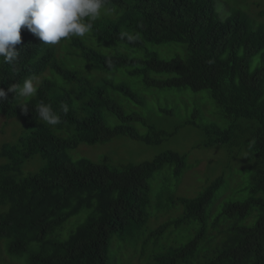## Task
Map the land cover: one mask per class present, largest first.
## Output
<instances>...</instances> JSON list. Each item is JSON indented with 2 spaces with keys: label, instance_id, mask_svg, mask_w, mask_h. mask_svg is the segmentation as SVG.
Wrapping results in <instances>:
<instances>
[{
  "label": "trees",
  "instance_id": "16d2710c",
  "mask_svg": "<svg viewBox=\"0 0 264 264\" xmlns=\"http://www.w3.org/2000/svg\"><path fill=\"white\" fill-rule=\"evenodd\" d=\"M92 23L88 35L93 41L70 38L63 57L68 61L67 54L73 55L70 64L58 57L65 39L44 44L26 28L14 46L17 58L0 62V88L6 92L10 84L22 85L26 78L39 81L35 97L25 101L7 92L0 102V114L19 118L28 131L0 146V240H5L7 255L15 261L13 256H25L27 264H112L108 252L114 236L125 241L153 217L147 206L148 180L165 165L179 175L186 166L184 155L166 151L150 161L114 165L107 157L72 160L68 154L82 142L126 135L151 144L168 134L151 126L149 133H139L132 123L145 124L142 117L111 98L109 89L144 103L124 84L130 76L148 87L208 90L226 125H203L207 138L202 145L243 150L250 172L248 196L226 203L214 217L208 206L222 176L195 198L172 197L173 206L179 204L182 210L162 222L158 234L191 224L193 234L149 264H264V27L255 26L241 10L220 19L214 0H108ZM121 33L138 39L129 42ZM167 42L182 44L184 57L165 59L150 48ZM117 47H127L133 55L111 54L109 49ZM115 73L125 76L123 81L116 82L111 76ZM161 73L172 75L159 78ZM40 102L60 115L59 124L49 125L38 116ZM23 104L27 111L19 106ZM62 105H67V114ZM110 118L116 120L114 125L108 123ZM35 155L44 166L21 175L22 164ZM83 210L84 221L63 238L59 230Z\"/></svg>",
  "mask_w": 264,
  "mask_h": 264
},
{
  "label": "rangeland",
  "instance_id": "374dc122",
  "mask_svg": "<svg viewBox=\"0 0 264 264\" xmlns=\"http://www.w3.org/2000/svg\"><path fill=\"white\" fill-rule=\"evenodd\" d=\"M215 8L220 19H224L234 10L243 11L255 26L264 27V0H214ZM84 40L93 41L86 34ZM70 38L65 39L62 44V53H58L59 59L66 57ZM151 49L165 58L184 57L185 47L177 42L165 44H152ZM112 53L133 55L127 47L109 49ZM143 52L139 51L138 56ZM69 59L66 64H70ZM260 60V54L252 60L255 66ZM73 62V60H72ZM119 73V71H118ZM172 74L161 73L159 78H166ZM113 79L123 81L122 74H111ZM37 80V78H36ZM124 84L137 91L144 99L143 104H137L127 98L121 91L110 90L111 98L122 105L126 112H133L145 121L133 122L132 124L141 134L150 132L149 127L154 130H162L166 135L159 143L147 144L138 139L126 135H117L104 142L93 144L79 143L76 148L69 150L68 154L72 160L86 157L92 161H99L107 157L114 165L123 162L140 163L150 161L158 154L166 151L178 152L185 156V168L179 175L173 174L172 166L165 165L156 170L149 178L150 186L148 212L154 213L140 228L134 231L132 237L127 236L123 241L117 235L114 236L109 248L108 256L112 264H149L155 255L164 252L169 246L186 242L193 234L191 225L174 228L168 227L164 232L158 234V227L182 210L180 205L173 206L171 198L185 197L195 198L202 193L212 181L222 176L223 182L214 194L208 206L210 215L214 217L223 206L231 201H243L249 194L247 183L250 172L246 169L243 150H229L222 144L213 146L202 145L207 135L202 130L203 125L216 124L225 126L219 107L210 97L208 90L204 89L193 92L190 88H155L145 86L136 77H125ZM110 125H114V118L108 119ZM187 121H194L192 124ZM56 130V129H55ZM57 132V130H56ZM66 132H69L66 128ZM28 131L23 127L19 118H7L0 114V146L4 142H15L18 138L26 136ZM67 136V135H64ZM4 162L0 158V163ZM45 161L39 156L26 160L21 167V175H27L39 171ZM87 210H83L70 217L59 230L62 237L66 238L73 229L84 221ZM249 219V218H248ZM247 219V220H248ZM247 220L243 223L248 224ZM253 222V220H252ZM250 222L249 224H251ZM248 224V225H249ZM140 229V230H139ZM5 240H0V264H27L26 257H15L11 259L5 250ZM36 244L33 243L32 246ZM116 258V259H115ZM115 261L117 263H115Z\"/></svg>",
  "mask_w": 264,
  "mask_h": 264
},
{
  "label": "clouds",
  "instance_id": "9594fccd",
  "mask_svg": "<svg viewBox=\"0 0 264 264\" xmlns=\"http://www.w3.org/2000/svg\"><path fill=\"white\" fill-rule=\"evenodd\" d=\"M108 0H0V62L11 63L18 56L15 45L21 43V28L38 37L41 43L56 45L62 39L84 37L93 30V21L101 16ZM121 39L129 42L138 39L135 35L121 33ZM35 81V82H34ZM39 81L26 78L23 84H10L7 92L19 99L35 97ZM7 92L0 88V102L7 99ZM27 111V104L19 105ZM67 114V105L61 106ZM38 116L49 125L60 123V115L50 104L40 102Z\"/></svg>",
  "mask_w": 264,
  "mask_h": 264
}]
</instances>
